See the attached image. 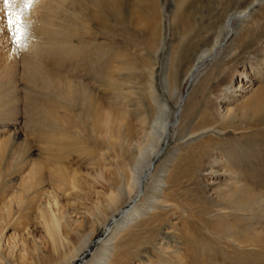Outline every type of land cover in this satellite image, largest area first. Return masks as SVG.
<instances>
[{"label": "rangeland", "instance_id": "rangeland-1", "mask_svg": "<svg viewBox=\"0 0 264 264\" xmlns=\"http://www.w3.org/2000/svg\"><path fill=\"white\" fill-rule=\"evenodd\" d=\"M26 18L17 44L0 0V264H264V0H37ZM164 109L145 195L105 192L139 175L133 138L155 148Z\"/></svg>", "mask_w": 264, "mask_h": 264}, {"label": "bare ground", "instance_id": "bare-ground-1", "mask_svg": "<svg viewBox=\"0 0 264 264\" xmlns=\"http://www.w3.org/2000/svg\"><path fill=\"white\" fill-rule=\"evenodd\" d=\"M75 4V2H74ZM32 9V8H31ZM30 11V10H29ZM34 11V10H33ZM62 11V10H61ZM247 12L248 10L246 11H243V12H233L232 14L229 15V18H228V23H231L233 22L235 19L237 18H240V17H246L247 16ZM27 15V14H26ZM31 15V14H30ZM33 15V14H32ZM27 19V18H26ZM25 19V20H26ZM43 19V18H41ZM35 20V19H34ZM33 21V20H32ZM26 23L28 22V19L25 21ZM28 24V23H27ZM30 24V23H29ZM28 26V25H27ZM31 26V25H30ZM33 28V27H32ZM27 29V28H26ZM32 33V32H31ZM46 35V34H45ZM66 35V34H64ZM28 37V36H27ZM30 37H32V35H30ZM43 37V36H41ZM29 38V37H28ZM39 38V37H38ZM44 38V37H43ZM25 39V38H24ZM34 39V38H33ZM42 39V38H41ZM54 37L50 38V42L53 43V40ZM26 40V39H25ZM43 40V39H42ZM45 40V38H44ZM56 41V38L54 39ZM65 40L67 42H75L76 40V34L75 33H69L67 32V36L65 37ZM24 41V40H23ZM28 41H31L30 39ZM39 42V41H38ZM43 43V42H42ZM30 44V43H29ZM36 44V43H35ZM59 44V43H58ZM52 45V44H51ZM57 46V45H56ZM217 46V45H216ZM35 47V46H34ZM41 47V46H40ZM54 47V46H53ZM38 48V47H37ZM74 48V47H73ZM72 48V49H73ZM214 50V49H213ZM63 52V51H62ZM66 52V51H65ZM208 56V53L204 52L203 54L200 55V57L198 58V61L197 63L193 66V68L191 69V72L189 74V77L192 76L193 72L199 67V63L202 62L206 57ZM248 77V73H245V78ZM241 79H244V77H241ZM230 103V101L228 102V104ZM232 103V102H231ZM227 104V105H228ZM226 110H228L229 108L225 107ZM165 111L166 109L164 110H161V112L157 114V116L160 115L159 118H155V121L153 122L152 124V127H151V133H150V137L152 138V142L156 139L158 142V145L154 148V144H152V149L148 148V150H141V145L139 144L140 142L137 139V136H134L133 138V145L132 146H137V151H138V158L136 159L135 161V164L133 166V170L135 172H137L139 175L136 177V176H133L132 178V182L131 184L128 183V180H127V177L125 175H122L123 178V182L119 181V183L115 182V183H109V182H106L105 183V187H104V191L105 192H113V191H116V194H120V193H124V188L125 186H128L131 191H130V195H132V191L134 192V197L135 198H139V201H140V198L142 199L143 195H145V190L142 188V180L143 178H147L146 176L149 175V173L151 172L152 168H153V165H154V160H155V157L156 155L158 154H161L162 152V148H163V142L165 141V139L167 138L168 136V130H169V124L168 123H159L160 120H162V117L165 116ZM90 113V112H89ZM93 114V113H92ZM0 150L2 152V155H5L6 152H7V148H2L0 147ZM140 168H142L143 170H140ZM146 174V176H145ZM144 181V180H143ZM128 190V189H127ZM123 195V194H122ZM133 199V198H132ZM134 202V206L133 208L130 210V209H127V210H122L120 211L118 214L120 215L121 214V219H117L115 217H113V219H117L118 221L115 222L114 226L112 228H110V230L108 231V234H111L113 233L114 231H118L120 230V226L119 225H125L124 222H130V221H133L134 219L133 216L138 214L136 213L137 211V201L134 199L133 200ZM123 213V214H122ZM137 216V215H136ZM118 227V228H117ZM111 246V245H109ZM108 247V246H106ZM87 248H89V246L87 245Z\"/></svg>", "mask_w": 264, "mask_h": 264}, {"label": "snow or ice", "instance_id": "snow-or-ice-1", "mask_svg": "<svg viewBox=\"0 0 264 264\" xmlns=\"http://www.w3.org/2000/svg\"><path fill=\"white\" fill-rule=\"evenodd\" d=\"M37 0H2L7 16V27L15 42L19 44L26 35L27 24L24 20L25 10H30Z\"/></svg>", "mask_w": 264, "mask_h": 264}]
</instances>
